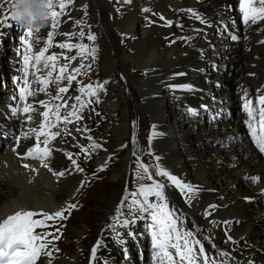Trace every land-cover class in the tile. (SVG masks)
Wrapping results in <instances>:
<instances>
[{
	"label": "bare ground",
	"instance_id": "1",
	"mask_svg": "<svg viewBox=\"0 0 264 264\" xmlns=\"http://www.w3.org/2000/svg\"><path fill=\"white\" fill-rule=\"evenodd\" d=\"M86 3L93 9L91 23L98 35L102 54L101 73L108 81V93L102 102V109L108 117L107 124L113 129L112 148L109 153L100 152L95 164L100 165L106 158L112 157L115 150L124 149L111 169L110 180L114 182L111 184L114 188L125 184L131 179L133 156H141L140 152L148 151L142 148L139 133H145L144 122L149 121V134L162 161L161 168L181 183L198 189L196 198L188 202L171 181L162 176L160 178L161 183L166 185L167 200L175 205L181 219L194 226L196 239L201 240L214 257H220L218 254L221 251L229 253L228 257H221L228 264H248L249 261L264 264V207L252 206L243 199L264 190V179L253 192L242 179L247 174H264V162L259 161L249 149L240 154L239 147H236L233 153L239 157L240 164L231 168L230 155L211 149L207 144L209 137L219 135L208 127L221 126L234 128V131L243 128L238 114L241 97L246 100L264 93V43H261L264 31L260 30L264 28V22L247 29L251 40L244 51L241 48L234 51V58L229 64H235L237 73L229 78L224 75L225 71L212 66L207 50L202 53L201 49H205L206 45L197 32L202 23L186 11L193 9L206 21L205 24H215L225 13L217 0H78L77 8ZM78 15L73 14L71 19L61 17L57 37L73 33V17ZM158 15H164L172 23L167 24ZM84 21L88 24V18ZM118 41L127 43L129 51ZM51 53L52 48L49 50ZM11 58L17 65L14 69L22 66L19 56L12 54ZM78 66L76 63L72 68ZM218 89H221V94L215 93L214 90ZM245 89L247 97L243 95ZM47 97L41 93L36 99L46 103ZM232 109L234 114L228 117L227 113ZM215 111L216 122L213 123L210 117ZM132 115H135L134 119ZM187 116L191 117L189 121H186ZM24 119L19 135L32 127L31 124L26 125ZM172 122L175 128L167 135ZM132 132L135 144L129 139ZM33 144V140L21 139L19 147L17 142L14 147L17 153L22 154L26 146ZM71 146L67 144L65 134L51 144L53 149L60 151H53L50 166L57 172L65 171L63 177L54 176L39 163L17 158L14 147L0 153V221L21 209L55 212L72 201L82 208L85 198L92 193L88 188L99 176L98 173L86 174L85 186L80 187L87 169L78 172L64 155L78 149L77 145ZM244 155L248 158L244 159ZM73 159L76 160L75 155ZM85 161L84 158V166L89 167ZM24 163L37 168L38 172L25 169L22 166ZM80 168L84 169L82 165ZM123 196L121 190L96 205L98 211L92 218H97L98 230L93 237L94 242L102 241L97 250V256L100 254L102 257L100 260L97 257L94 264H107L109 235L113 229L109 225L113 224L112 217ZM212 205L216 207L211 208ZM206 212L211 215L206 216ZM87 215L86 210L73 218L66 232L73 245H64V252L54 264H78V257L86 247L83 238L92 236L87 231L90 227ZM223 228L228 231L231 240L222 234Z\"/></svg>",
	"mask_w": 264,
	"mask_h": 264
},
{
	"label": "snow or ice",
	"instance_id": "2",
	"mask_svg": "<svg viewBox=\"0 0 264 264\" xmlns=\"http://www.w3.org/2000/svg\"><path fill=\"white\" fill-rule=\"evenodd\" d=\"M73 0H47V6L50 9L47 14L46 19H48V24L40 29L23 28V34L20 36V42L24 46L23 50L18 49V54L20 55V62L22 67L18 69L22 73V76L15 77L16 86L18 89V95H14V100H19L23 102L22 108L25 116L24 123L31 124L32 127L28 128L27 131H22L19 136H16L17 147H19L20 140H33L34 144L32 146H26V151L23 154L17 153L16 148H13V152L16 153L18 158L21 160L34 159L39 160L42 167L47 168L54 176L63 177L65 176V171H55L50 166V158L53 151H60V149H53L49 147L51 140L56 137H60L62 134L70 135L71 132L65 127L60 131H51V128L57 127L59 123H64L65 125L73 123L72 117L76 121L82 119L77 112V104L79 102L81 108L86 106L81 100V95L71 96L68 95L66 98L60 94H67L71 89L73 81L76 82L78 93H82L91 97H97L98 90H104V84L97 82L93 84H82V81L76 79V75L80 73L81 68L85 67L81 63L78 67L71 68L69 72V63L60 65L57 69V64L59 62L60 56L56 53L49 54V49L53 46V38L57 34V29L61 23V17L66 15V8L71 5ZM5 4L9 5V0H4L3 4H0V8H3ZM240 11L242 13L243 23L247 28L251 29L253 25H257L260 22H264V0H239ZM86 7L85 12H86ZM59 9V11H57ZM186 11L191 12L193 16L199 20L201 23L206 21L193 9H187ZM161 19H164L161 16ZM14 21L7 9V14L0 18V25L3 27H12L7 21ZM77 25L82 24V21H75ZM167 24H171V21H167ZM17 26H20L17 24ZM50 29V30H49ZM264 31V28L260 29ZM42 32H46V36L42 35ZM65 36L71 39L72 36L78 35L81 38L84 37L85 33L81 30L79 33H64ZM233 40L238 39L237 36L233 35L231 37ZM89 41H95L96 37L89 33L87 35ZM264 43V41H261ZM60 49H77L76 55L71 57L64 56L65 60L76 61L77 57H82L86 59L88 55H92L93 59L95 48L88 52V45L84 44H71L67 41L63 43H58L55 45ZM91 67V65H88ZM58 71V75L55 76L57 81H66V86L58 88V94L54 99H59L62 101L61 104L55 105V110L53 111L48 107L44 100H37L36 97L43 93L48 94L47 85L50 83L48 78L53 77V74ZM67 73V74H66ZM29 75L32 80L29 82ZM254 75V74H253ZM35 84L36 87L32 85ZM85 89L87 92L85 93ZM245 97L248 96V92L245 89L243 91ZM31 98V101H29ZM69 101H74L69 103ZM92 101L89 100L88 103ZM259 102L264 104V94L260 95ZM251 100L246 99L244 103V110L248 113L249 118H252L254 109L250 107ZM61 108L66 111L61 114ZM189 111H192L189 109ZM13 116H18L21 112L20 107H12L11 109ZM99 115V113H97ZM260 115V127L262 129L260 135L256 134V130L252 128L250 120H246L245 123L249 125L252 132V138L255 142L257 148L261 153H264V108L259 110ZM51 117H55L57 124H51L49 127V121ZM75 131L80 132L81 128H76ZM154 135L157 133L154 132ZM75 139V137H73ZM88 139H92L88 137ZM133 143L135 144V137H133ZM92 148L100 147L98 144L90 145ZM135 154V152H134ZM64 155L71 161V164L75 166L78 172H83L84 169L80 168L77 161L73 159V154L65 152ZM87 158V157H86ZM111 159V157L109 158ZM25 169H29L32 172H38L37 168L24 163L22 165ZM103 170V167L100 169ZM145 171L148 169L145 167ZM95 175V174H94ZM154 175H159L165 177L167 180L171 181L180 191L186 196L187 201L191 202L196 198L197 188H194L190 184L181 183L175 176H172L163 168L158 167ZM151 179V177H149ZM34 179V178H33ZM252 183L259 182V177H249ZM87 178L81 181L80 187H84ZM31 182V181H30ZM166 185L159 181H154L149 185H141L137 191L128 192L127 195L123 196L120 204L115 209V214L113 215V224L109 227L115 229L116 225L122 228H127L131 224L135 223L141 219H149L151 223L149 224V229L152 239L153 248V260L154 264H217L215 257H210L205 248L204 244L199 239H195V234L192 231L182 230L178 225H182L183 221L181 216L176 214L175 209L172 208L167 202V195L165 192ZM79 191V189H78ZM132 198L129 200V198ZM215 208V205L210 206ZM127 209L128 215H125L124 209ZM77 209V204L69 203L66 207L61 208L53 213L46 211H35V210H25L21 209L16 211L12 215H8L6 219L0 222V264H53L56 259L53 252H58L59 249H50L49 244L51 240L48 237H52L55 240L60 239V236L55 235L53 232H36L35 230L39 228L52 227L47 221H52L56 219L67 220L71 215V210ZM67 212L68 216L64 213ZM206 216L211 215L210 212L205 213ZM41 217V219H36L35 217ZM215 224V221H212ZM230 223V222H226ZM55 229L56 232H60V228ZM62 235V233H61ZM128 235H133L129 232ZM117 236L120 234L117 232ZM232 237L228 236V240ZM118 243L123 244L124 240L118 238ZM102 246V241L97 240V243L93 245L90 250L89 262L94 264L97 260V250ZM195 246H198L195 247ZM215 247V245H212ZM220 257H228L229 253L219 252ZM221 264H228V261H222ZM248 264H252L251 261Z\"/></svg>",
	"mask_w": 264,
	"mask_h": 264
},
{
	"label": "rangeland",
	"instance_id": "3",
	"mask_svg": "<svg viewBox=\"0 0 264 264\" xmlns=\"http://www.w3.org/2000/svg\"><path fill=\"white\" fill-rule=\"evenodd\" d=\"M77 1L78 0H73L72 4L66 8L65 17L66 18L69 17V19H71L73 14H76V15L81 14L80 16L82 18H79L80 17L79 15L73 17L75 19V21H82V24H80V25H77L74 22L73 27L75 29H73V33H79L81 30H83V32L85 33L84 37L81 38L80 36L75 35V36H72V38L69 40V38L67 36H65L63 38L57 37L58 36V33H57V35H55V38L53 39V46L51 48H52L53 53H56V54L60 53L59 56H60V61L62 63L59 64V67H60V65L69 63V68H71L72 65L74 66L77 62H79L80 64L82 62L85 65V67L81 68L80 73H79V79L78 80L82 81V84L80 86H83V84L95 85L97 82L103 83L106 80H105V77L102 76V73H101L102 54H101V50L99 48L98 35L92 29V23H91L93 9L87 3L84 4L79 9V7L77 8V5H76ZM3 3H4V0H0V4H3ZM84 6H87L86 12H85ZM8 7H9L8 4H5V6L3 8H0V18H2L3 10L5 8H8ZM57 11H59V9H57ZM114 11H116L115 8H114ZM161 16H163L165 18V19H163L165 22L169 21L166 19V17L164 15H158L157 17L160 19ZM86 18H88V24L85 23V21H84ZM149 20L153 21L151 19H149ZM116 27L119 29L118 26H116ZM5 30H7V29H5ZM89 33L93 34L96 37L95 41H89L87 39V35ZM41 34L46 36V32H42ZM65 41H67L71 44L79 43V44L88 45V52H91V49L95 48L96 49V51L94 53L95 59H93L92 55H88V53H85V55L87 56L86 59H83L82 57H77L76 61L69 62L68 60H65L63 58L64 56L71 57L73 55H76V52L78 51L77 49H72L71 51H69L68 49H60V48L55 46L56 44L63 43ZM119 42L120 41H118V43ZM120 45H122L126 51H129V47L127 46V43L120 42ZM21 50H23V49H21ZM19 59H20V55H19ZM3 62H4V60H3ZM5 65H6V63L4 62L3 66H5ZM88 65H91V67H88ZM234 66H235V64L228 65L227 69L224 72V75H226L229 78H232L233 76H235L237 73V68H236V66L235 67ZM57 74H58V71H57ZM227 83H230V81H228ZM66 84L67 83H64V81H63V83L56 84L55 88H57V86H59V87L66 86ZM76 87H77V84H76V82H74L73 87H72L73 88L72 91H75ZM106 90H107V83L104 84V90L103 91L98 90V99H99L98 103L96 102L97 97H91V96L80 93L81 100L83 101V99H84L83 102L86 106L81 108V105L79 102H75V103L81 109V112L84 114V117L82 116V119H80L78 121H74L72 124L66 125L67 130L69 132H71V134H72V136L70 138H69L70 135L66 134L67 138H69L66 140L67 144L72 145L71 147H74L77 145L79 148V151H82L84 149V147H86L85 156L88 158V161H89L88 166L89 167H84V171L87 169L88 175H91L93 173H98L99 178L97 180H95L96 182L91 184V186L88 188L89 191H92V193L87 198H85L81 209H80L81 206L80 207L77 206V209L71 210V215L68 217L67 220H60V219L52 220L53 226L49 231L55 233V235H58L60 237L62 236V238H63V239L60 238L59 241L51 238L52 239L51 240L52 246L50 244V248L51 249H53V248L59 249L58 252H56V251L53 252L54 256L56 257V259H55L56 261L58 259H60L62 253L64 252L63 251L64 245H68V243H71L73 245V242H71L67 239V236H66L67 233L66 232L69 228L71 221H73V218H75L77 214H80V213L83 214L87 210V213H88L87 217L90 220L89 225H90V227H92V228H90V227L87 228V231L88 232L90 231L92 233V236H90L88 238H83V240H85V244H86L85 245L86 247H84V249H85V248H88V246L95 245L97 243V241L94 242L93 235H95L94 233H97L98 225L96 222L98 220H97V218H92L94 216L93 214L98 211L96 209V205L102 203L105 197H113V195L115 193L118 194L121 190H123L124 195H125V190L130 189V191H131V189H133L132 191H136L141 186L140 184L146 183V182H142V180H144L146 178V175L141 169H139L138 172H136V174L133 172L132 181L130 182V186L127 189H126V187L128 184H126V186H125V184L121 183V185L116 187V188H114V186H112L114 182L113 181L111 182V180H110V175H111L110 172H111L112 167L117 163L116 159L119 158L121 156V153L124 151V149H122V148L115 150L114 155L111 157V159L106 158L104 160V162L100 163V165L95 164L96 163L95 162L96 157L98 156V154L100 152H102V151L108 152L112 148L111 147L112 146V140L111 139L113 136V132H112L113 129H110L109 124H107L108 117L105 115V113L103 112L104 110L102 109V106H103L102 102L105 101V99L107 97V93H108V92H106ZM48 91L52 95L57 93V89H48ZM72 91L68 92V93H73ZM86 92H87V89H85V93ZM128 94H129V92H127V95ZM219 94H221V93H219ZM75 95H78V93ZM67 96H68L67 94H64L65 98ZM89 100H91L92 102L88 103ZM130 110H131V108H130ZM130 112H132V111H130ZM229 112H231L232 115L234 114L233 109L229 110ZM97 113H99V115H97ZM131 118L134 119L135 115H132ZM190 118L191 117L187 116L186 121L187 120L189 121ZM144 123H145V127H146L145 133L144 134L139 133V136H140V142L144 143V140H145V144H147V139H145V137L147 136V132L149 133L150 124H149V121H147V120ZM171 126L172 127L170 129V132H169V134L167 133V135H170L171 132H173V130L175 128L174 122H172ZM78 127L81 128V131L79 133L77 131H75V129ZM106 128H108V131H106ZM73 137H75V139ZM88 137H91L92 139L90 140V139H88ZM133 137H135V135L132 132L130 134V137H129L130 141L133 140ZM93 144H98V145H100V147H97V148L90 147V145H93ZM148 147L150 149V153H146L145 155H146V157L149 155L152 156V158H153L152 160L154 163V169L156 170V168L161 167L162 161H160V159H159V155L155 149L153 139L150 142H148ZM142 148H143V146H142ZM87 150H89V151H87ZM144 152H146V151H144ZM139 154H141V156H144L143 155L144 153L142 154L140 152ZM136 160L137 159L133 160V165H134ZM85 162H87V161H85ZM100 166L103 167L102 171L100 170L101 169ZM130 166H131V164H130ZM137 174L139 177V179H138L139 182L137 181ZM83 176H84V178H86L85 172L83 173ZM152 177H155L154 173H153ZM138 185H139V187H137ZM121 187H123V188L120 189ZM85 201H86V203H85ZM75 212H76V214H75ZM64 215L68 216V213L65 212ZM77 222H78V220H77ZM61 225H63V227L60 228V232H56L55 229L57 227H60ZM91 229H92V231H91ZM61 233H62V235H61ZM83 251L84 250H82V252ZM80 256H81V253H80ZM79 257H78V259H79ZM100 259L98 258V260H100ZM83 260H86L85 255L83 257ZM86 264H88V263H86Z\"/></svg>",
	"mask_w": 264,
	"mask_h": 264
},
{
	"label": "clouds",
	"instance_id": "4",
	"mask_svg": "<svg viewBox=\"0 0 264 264\" xmlns=\"http://www.w3.org/2000/svg\"><path fill=\"white\" fill-rule=\"evenodd\" d=\"M49 11L47 0H9V14L24 29L44 28L48 24Z\"/></svg>",
	"mask_w": 264,
	"mask_h": 264
}]
</instances>
